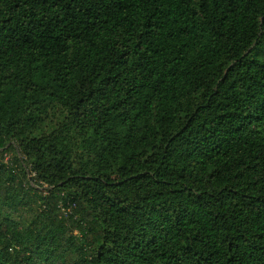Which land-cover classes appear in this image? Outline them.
Here are the masks:
<instances>
[{"label":"trees","instance_id":"16d2710c","mask_svg":"<svg viewBox=\"0 0 264 264\" xmlns=\"http://www.w3.org/2000/svg\"><path fill=\"white\" fill-rule=\"evenodd\" d=\"M0 264H264V0H0Z\"/></svg>","mask_w":264,"mask_h":264}]
</instances>
